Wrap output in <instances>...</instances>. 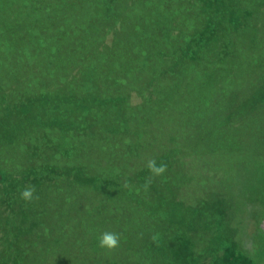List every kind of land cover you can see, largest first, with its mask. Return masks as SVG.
Wrapping results in <instances>:
<instances>
[{
	"label": "trees",
	"instance_id": "obj_1",
	"mask_svg": "<svg viewBox=\"0 0 264 264\" xmlns=\"http://www.w3.org/2000/svg\"><path fill=\"white\" fill-rule=\"evenodd\" d=\"M19 6L27 11L24 15L31 13L25 22L32 24L33 39L31 45L20 49L18 59L25 66L31 53L35 64L30 71L32 65L25 68L29 74L23 77L24 82L28 80L17 96L14 90L0 87V139L8 140L11 149H16L15 139L23 136L22 130L28 127L32 133L44 131L40 139L52 133L53 144L44 147L43 141L35 147L18 145L19 153L14 154L17 161L0 162V264H51L46 261L48 258L59 264L70 251L62 249L68 242L66 235L71 242L80 237L87 240L79 246V252L73 251L82 256L81 263L88 264L86 260L99 253L102 259L97 257L95 264H107L115 259L116 250L110 253L96 241L91 242L98 232L92 230L104 225L96 223L105 213L104 208L110 205L111 212L118 211V215L125 204L135 219L137 208L145 214L149 209L150 220L158 217L161 223L158 234L166 238L162 240L165 243L162 252L171 264H198L201 258H211L213 264H256L233 246L222 205L208 206L213 209V219L207 218V223V210L197 205L187 207L191 217L184 219L182 212L179 216L175 214L184 202L168 204L161 193L176 186L178 175L174 183L164 179V187L159 186L158 198L169 205L167 208L144 202L146 191L140 184L127 187L123 176H129L130 160L137 156L142 144L126 140L121 145V139L127 131L137 132L135 121L141 113L143 119L155 118L159 109L166 111L169 106L177 111L185 100H190V107L186 105L183 113L186 117H195V112L202 120L218 111L215 107H219L221 100L205 95L208 89L203 86L209 80L217 81L215 90L221 92L249 80L250 86L256 88L252 96L262 100L264 59L261 55L257 59L250 57L249 65L262 69L257 77H247L245 67L249 65L239 64L238 56L243 52L249 31L261 39L262 46L260 43L258 46L263 47L264 57L260 21L264 18V0H20ZM108 28L112 35L109 43L105 40ZM9 48L7 40L4 44L0 40L2 52L10 53ZM72 69L77 73L71 72ZM197 69L203 73L182 87L189 89L184 93L176 81L186 70ZM212 69L217 70L219 77L214 76ZM1 74L2 70L0 77ZM47 86L52 90H47ZM133 92L136 98L144 100L133 103L136 99ZM139 108L144 110L140 113ZM203 136L198 135V140ZM93 137L114 156L106 162L108 179L86 176L88 170L82 157L88 146L83 145ZM223 141L224 138L220 142ZM109 146L123 148L108 150ZM77 158L82 162L75 161ZM122 158L127 161L119 160ZM145 159L148 161L149 155L138 159V163L146 164L147 161L142 162ZM117 165H124L127 171ZM144 172L143 176L150 175L148 169ZM65 181L71 184L65 185L68 184ZM29 186L36 189L37 198L32 202L21 199V192ZM71 187L77 189L74 201L69 202L71 206L82 208L81 198H85L86 192L97 195V200L85 201L84 215L79 212L80 220L84 219L81 224L89 225L86 230L83 227L82 233L73 229L72 224L78 220L67 213L63 202V192ZM58 217L62 219L60 223ZM195 219L203 221L211 231L201 246L187 237L189 233L181 231L190 221L192 232L196 228ZM171 229L174 236L168 235ZM54 258L59 259L56 262ZM129 260L134 261L131 256Z\"/></svg>",
	"mask_w": 264,
	"mask_h": 264
},
{
	"label": "rangeland",
	"instance_id": "obj_2",
	"mask_svg": "<svg viewBox=\"0 0 264 264\" xmlns=\"http://www.w3.org/2000/svg\"><path fill=\"white\" fill-rule=\"evenodd\" d=\"M19 3L20 0H0V40L3 41V44L5 40H7V44L11 47L9 48L10 53L2 52V49H0L2 54L0 56L1 75L4 76L7 74V78H3V76L0 77V87L3 86L1 90L5 88H7V90H14L16 96L17 93H19L18 91L21 90L22 85L28 80L24 82L25 78L23 77H27L26 74H29L28 72L35 64V61L31 57V53L28 59H25V66L22 65V62L20 63L18 59L20 49L24 46L31 45L30 42L33 39V34L31 33L33 32L31 27L32 24L29 23L26 25L25 22L26 18L31 16V13L29 12V15L25 13L26 15H24V11H27L20 6L18 7ZM21 20H24V22H21ZM260 21L262 22L263 30L261 38H264V18L262 17ZM110 29L111 28L106 29L108 30L106 34L107 38L105 39L107 43H109L112 38ZM245 37L246 41L244 43L243 52L238 56L240 60L239 64L244 63L245 65H249L250 57L257 59L259 55L264 59L263 54H261L263 47H260V45L258 46V43L261 44L262 42L261 39H259L256 34L250 33L249 31L248 35ZM24 56H26V54ZM253 65L254 64L249 65L248 68L245 67L247 69V77H257L261 72V67H255V65ZM28 66H30L28 69L29 71H25V68ZM186 71L184 76L176 81L177 85L181 90L183 89L184 93L188 88L184 89L182 87H185L187 83L191 84L190 82H192L194 78L198 79L203 73L198 69ZM211 71L214 72L215 77H219V73L215 72L217 70L212 69ZM71 72L77 73L73 69ZM170 81L171 83L173 82L171 79ZM216 82L217 81L209 80L207 85L203 86L208 89L205 95H213L214 99H220L222 103L219 104V107H215L218 111L208 114L205 119L201 120V117H196L195 112L193 113L195 117H186L183 114L185 110H187L186 107H190V100L183 101V104L180 108H177V111L171 109L172 107L169 106H167L168 110L166 111L159 109V114L154 116L155 118L148 116V119H143V114L141 112L144 109L139 108V112L141 113L139 115L140 119L135 121L138 127L137 132L126 130L129 133L122 135L121 139V145H123L126 140L134 144H142L140 148L138 147L137 156L133 155V160H130L131 163L130 166H128L130 174H128L129 176L127 177L123 176L125 181L123 183H126L127 187L132 186V184H140L146 191V194H144V202L148 201L150 204L157 205L159 203L163 205L164 208H167V205L170 204L171 201L180 200L184 202V207L180 205L181 209L178 210L180 212L175 213L179 216V213L182 212L184 214V211H186V215L184 216L181 213V218L191 217L187 214V211H189L187 207H194L197 205L198 208L200 206V208L205 211L207 210V223L209 222L207 218L213 219V209L208 206L222 205V208L225 210L226 231L232 236L231 240L234 244L233 246L256 264H264V97L262 100L257 101V97L252 96L256 88L250 86L249 80H244L239 86L234 87L233 90L227 87L228 89L224 92L218 89L215 90L217 86ZM258 85H261V83ZM47 90L51 91L52 89L47 86ZM229 90L230 93L226 92ZM132 94H134L136 98V92ZM143 100L144 99L139 97L136 98L133 103L138 104V102L141 103ZM186 101H189V104ZM46 109H48V107L43 110ZM31 129L32 128L25 127V129L22 130L23 136L15 139V144L13 143V145L17 147L16 149H18V145L19 147H23L25 144H31V146L35 147L43 141L44 147H50V145L53 144L51 140L52 133H49L48 137L40 139L45 132L33 131L32 133ZM201 133H203L204 136L201 140H198L197 136ZM222 134L224 136H222ZM225 136L228 137L227 140ZM58 137L59 135L57 138ZM223 138L225 141L220 142ZM7 141L8 140L0 139V162L3 160L7 161V163H10L9 160L15 162L17 158L14 157V154L17 155L16 153H19V151H16L14 147L11 149V144ZM50 142L52 143L50 144ZM83 146H88L84 149V157H82V159L84 158L86 161L85 165L88 170L86 176L95 178L100 176L101 178L108 179L109 177L107 174H110V172L106 162L109 160L108 158L114 156L108 154V151L103 150L99 145V140L95 137L89 138ZM121 148L123 147H107L108 150L115 151ZM148 155L150 159H155L158 165L165 164L167 166L166 171L161 176L154 177L151 174L146 177L143 176L145 173L144 171H147V167L146 164L138 163V159L145 158ZM161 157L163 160L160 161ZM82 159L77 158L75 161L78 162ZM122 159L119 160L123 162L127 161L126 159ZM146 161L147 159L142 162L145 163ZM19 162H22V160H19ZM7 165L11 168L13 167L11 164ZM116 167L122 171L125 170L124 165H117ZM115 175L119 174L115 172ZM176 175L179 176L177 180L175 179L176 186L172 188L170 186L169 191L168 188H165L163 193H161V197L168 203L165 204L162 199L158 198L160 197L159 193L157 194V192H159V186L164 187V179L174 183L175 180L173 179ZM70 184L68 183L65 185ZM74 188L78 187L74 186ZM74 188H66L63 192L64 194H61H63V202L67 213H71L70 215L74 220H78L74 221L72 224L74 227L73 229L82 233L83 227H85L84 230H86L89 225L83 226V224H81L84 222V219L83 221L80 220L81 215L79 212L83 211L82 214L84 215L86 210H84L83 206L87 204L85 201L88 199H93V201L97 200V195L94 192H86L85 198L83 196L81 198V200L84 201L81 206L82 208L75 205L71 206L69 202L71 203L74 201V190H77ZM77 192L80 193L81 191ZM174 205H176V203H173V206ZM128 206L129 205L125 204L119 210L120 214L118 215V211L111 212L110 205L104 208L103 211L105 213H102L103 218H98V222H96H102L104 225L102 226L99 224V227L97 225L92 230L98 231L96 232L97 237L95 240H90L93 243L96 241L95 244H98L101 233L106 232V229L107 232H112V230H114L115 233L120 234V246L115 249L116 251L113 250L116 260H110L107 264H115L116 262L125 264H171L162 252V246L163 244L165 245V243H162V240L166 241V238L165 235L162 236L161 233L158 234L161 224L159 223L158 217L156 220H150V215L148 213L149 209L145 214L144 210L141 212V208H137L136 214L138 217L135 219L133 218L134 213L130 211ZM173 209L177 210V208L175 209L172 207V210ZM0 211H2V209H0ZM107 217L109 218L107 222H105ZM60 219L61 218H59V223L62 220ZM67 223L71 222L69 221ZM193 224L196 225V228H194L192 232L189 231V227L192 226L190 221L186 222L181 231L183 234L184 232L189 233L187 237H190L197 245L201 246V244H203L202 241L207 239L211 231L209 228H205L206 224L204 225L203 221L198 219H195ZM171 231L172 232L168 233V235L174 236V230L171 229ZM73 233V231L70 232V235ZM66 237L68 242L64 244L65 246H63L62 249H70V251H67L64 260L59 264L81 263V261H84L82 256L75 252H79V246H82L81 244L85 241L87 242V240H85V238L81 239L80 237L79 240L71 242L70 237L68 235H66ZM106 253L108 252L106 251ZM110 253H112V251H110ZM98 254L99 253H96L95 258L90 257L86 260L89 262L88 264H95L98 260L96 259L97 257L102 259V256L100 257ZM107 255H104V258H106ZM130 256L134 261L129 260ZM54 259L57 262L59 258ZM46 261L54 264L49 258ZM85 263L86 262H83L81 264ZM198 264L213 263L211 258H201Z\"/></svg>",
	"mask_w": 264,
	"mask_h": 264
},
{
	"label": "clouds",
	"instance_id": "obj_3",
	"mask_svg": "<svg viewBox=\"0 0 264 264\" xmlns=\"http://www.w3.org/2000/svg\"><path fill=\"white\" fill-rule=\"evenodd\" d=\"M146 167L152 176H161L166 171L165 164H157L154 159H149L146 163ZM147 186V185H146ZM36 189L34 186H29L21 192V199L26 202H32L37 197L35 196ZM98 246L102 249L113 251L120 246V234L115 232H103L101 233Z\"/></svg>",
	"mask_w": 264,
	"mask_h": 264
}]
</instances>
